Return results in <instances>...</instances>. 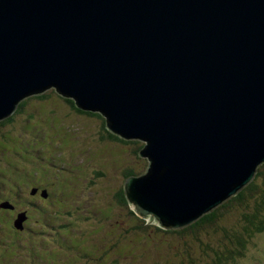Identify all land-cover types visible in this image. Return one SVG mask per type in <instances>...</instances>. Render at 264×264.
<instances>
[{
	"label": "water",
	"instance_id": "95a60500",
	"mask_svg": "<svg viewBox=\"0 0 264 264\" xmlns=\"http://www.w3.org/2000/svg\"><path fill=\"white\" fill-rule=\"evenodd\" d=\"M48 89L143 143L126 200L187 227L264 164V0H0V122Z\"/></svg>",
	"mask_w": 264,
	"mask_h": 264
},
{
	"label": "rangeland",
	"instance_id": "374dc122",
	"mask_svg": "<svg viewBox=\"0 0 264 264\" xmlns=\"http://www.w3.org/2000/svg\"><path fill=\"white\" fill-rule=\"evenodd\" d=\"M42 94L28 97L12 122H0V204L13 206L0 212V264H175L160 235L118 229L128 219L116 194L124 190L126 172L146 171L147 160L134 153L143 143L100 142L99 118L76 113L54 89ZM31 188L45 189L48 199L32 198ZM25 210L29 221L8 235L12 213L16 219ZM139 217L158 226L150 216ZM205 240L213 243L209 233ZM250 242L253 256L241 264H264V232ZM196 248L189 247L194 259Z\"/></svg>",
	"mask_w": 264,
	"mask_h": 264
},
{
	"label": "trees",
	"instance_id": "16d2710c",
	"mask_svg": "<svg viewBox=\"0 0 264 264\" xmlns=\"http://www.w3.org/2000/svg\"><path fill=\"white\" fill-rule=\"evenodd\" d=\"M43 98L45 96L41 95L36 96L35 99ZM27 100L20 103L16 112L8 119L2 121V124L12 122L13 116L21 112L26 106ZM65 100L69 107L76 111V113L93 116L101 120L103 131L98 135L100 142L119 141L125 143L124 140L106 128L105 120L100 114L81 111L74 106L72 100ZM142 146L140 145L136 151H139ZM134 153L138 154L139 152ZM99 175L97 173L96 178H99ZM134 176L137 175L131 171L126 172V178ZM115 200L117 205L125 209L124 215L128 219L125 225L127 229L124 226L118 229L124 230L127 235L137 232L144 233L146 230L151 232L148 234V237L154 234L157 236L160 235V242H164L168 250H171L175 254V264H241L243 259H248L253 256L250 254V248L248 247L253 236L264 232V164L258 168L254 180L236 196L230 198L211 213L204 215L195 223L181 229L167 230L159 226L148 227L144 220L130 208L124 196V190L122 189L117 192ZM6 212L11 213V211ZM236 212L239 213V218H237ZM12 215V218H14L13 213ZM10 225L11 232L8 235L17 234L19 232L18 229L14 228L11 223ZM207 233L211 235L213 243L205 240V234ZM220 237L223 238V245L222 243L220 244ZM160 242L156 246L160 245ZM195 245H197L196 249L201 251L198 255L196 254L197 256L194 259L189 251V247H194ZM176 249L181 250L182 253H176ZM92 258L96 262L98 256L96 255Z\"/></svg>",
	"mask_w": 264,
	"mask_h": 264
},
{
	"label": "bare ground",
	"instance_id": "6f19581e",
	"mask_svg": "<svg viewBox=\"0 0 264 264\" xmlns=\"http://www.w3.org/2000/svg\"><path fill=\"white\" fill-rule=\"evenodd\" d=\"M33 97H34V96H33ZM27 99H28V98H27ZM27 99H25V100H27ZM25 100H23L22 102H24ZM22 102H20V103H22ZM16 110H17V109H16ZM15 112H16V111H15ZM11 115H13V114H11ZM7 119H8V118H7ZM5 120H6V119H5ZM3 121H4V120H3ZM1 122H2V121H1ZM44 158H45V157H44ZM47 159H48V158H47ZM215 209H216V208H215ZM215 209H214V210H215ZM23 213H24V212H23ZM23 213H21V214H23ZM24 215H25V213H24ZM25 217H26V215H25ZM25 221H27V218H26ZM25 221H24V223H26ZM24 223H23V225H24ZM23 225H22V226H23ZM22 226H21V227H22Z\"/></svg>",
	"mask_w": 264,
	"mask_h": 264
}]
</instances>
